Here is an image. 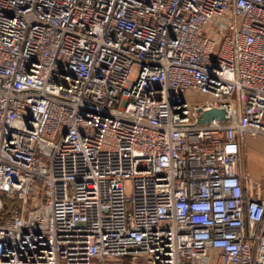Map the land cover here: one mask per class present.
I'll return each instance as SVG.
<instances>
[{"label": "built area", "instance_id": "2783aa9c", "mask_svg": "<svg viewBox=\"0 0 264 264\" xmlns=\"http://www.w3.org/2000/svg\"><path fill=\"white\" fill-rule=\"evenodd\" d=\"M244 136L264 0H0V264H264Z\"/></svg>", "mask_w": 264, "mask_h": 264}, {"label": "crops", "instance_id": "0c3cea01", "mask_svg": "<svg viewBox=\"0 0 264 264\" xmlns=\"http://www.w3.org/2000/svg\"><path fill=\"white\" fill-rule=\"evenodd\" d=\"M247 146L251 149V152L255 155H260V161L255 159L245 158L243 159V170L247 173L253 180L264 183V137L257 136L258 138L249 139L250 136H244ZM243 143V142H242ZM241 143V146H242ZM263 157V158H262Z\"/></svg>", "mask_w": 264, "mask_h": 264}, {"label": "rangeland", "instance_id": "374dc122", "mask_svg": "<svg viewBox=\"0 0 264 264\" xmlns=\"http://www.w3.org/2000/svg\"><path fill=\"white\" fill-rule=\"evenodd\" d=\"M204 99V97L200 94H196V95H191L190 96V101L192 104H195V103H199L201 102L202 100ZM264 137V136H263ZM245 137H243L242 139V146H241V155H242V159L245 158V160L249 157L252 159H255L256 161H260L261 157L260 155H254V153L251 152V149L247 146L246 142H245ZM249 139H253V138H258V137H248ZM244 157V158H243ZM263 158V157H262ZM264 159V158H263ZM11 203V202H10ZM12 204V203H11Z\"/></svg>", "mask_w": 264, "mask_h": 264}, {"label": "water", "instance_id": "95a60500", "mask_svg": "<svg viewBox=\"0 0 264 264\" xmlns=\"http://www.w3.org/2000/svg\"><path fill=\"white\" fill-rule=\"evenodd\" d=\"M212 119L225 120V112L222 109L213 108L200 114L198 123H206Z\"/></svg>", "mask_w": 264, "mask_h": 264}, {"label": "trees", "instance_id": "16d2710c", "mask_svg": "<svg viewBox=\"0 0 264 264\" xmlns=\"http://www.w3.org/2000/svg\"><path fill=\"white\" fill-rule=\"evenodd\" d=\"M11 201H6V202H4V207H5V210L3 211V213H2V215L0 216V218L1 217H6V216H8V209H9V207L12 205L11 203H10Z\"/></svg>", "mask_w": 264, "mask_h": 264}]
</instances>
